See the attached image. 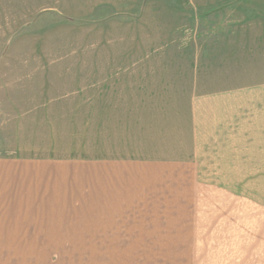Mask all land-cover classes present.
<instances>
[{
    "label": "rangeland",
    "instance_id": "374dc122",
    "mask_svg": "<svg viewBox=\"0 0 264 264\" xmlns=\"http://www.w3.org/2000/svg\"><path fill=\"white\" fill-rule=\"evenodd\" d=\"M248 89L264 91V0H0V156L190 158L194 103ZM254 175L238 199L200 192L193 235L78 217L72 258L52 244L0 264H264V163Z\"/></svg>",
    "mask_w": 264,
    "mask_h": 264
},
{
    "label": "crops",
    "instance_id": "0c3cea01",
    "mask_svg": "<svg viewBox=\"0 0 264 264\" xmlns=\"http://www.w3.org/2000/svg\"><path fill=\"white\" fill-rule=\"evenodd\" d=\"M263 100L264 91L254 94L248 89L195 102L190 158L0 156V261L44 258L52 244L63 253L60 257L72 258L78 217L90 222L104 218L105 235L122 236L128 217L134 227L146 225L137 224L138 219H153L147 222V232L165 241H172L173 227L186 228L193 235L200 192H224L238 199L251 188V180L260 177L254 175V163H264ZM254 110L258 128H254ZM230 219L229 215L228 226ZM139 232L134 228V234Z\"/></svg>",
    "mask_w": 264,
    "mask_h": 264
}]
</instances>
